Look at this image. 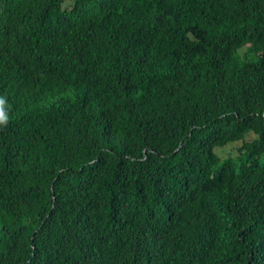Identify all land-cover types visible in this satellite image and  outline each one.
Listing matches in <instances>:
<instances>
[{"label": "trees", "instance_id": "16d2710c", "mask_svg": "<svg viewBox=\"0 0 264 264\" xmlns=\"http://www.w3.org/2000/svg\"><path fill=\"white\" fill-rule=\"evenodd\" d=\"M0 97V264H264V0H0Z\"/></svg>", "mask_w": 264, "mask_h": 264}, {"label": "clouds", "instance_id": "9594fccd", "mask_svg": "<svg viewBox=\"0 0 264 264\" xmlns=\"http://www.w3.org/2000/svg\"><path fill=\"white\" fill-rule=\"evenodd\" d=\"M7 101L0 97V126H7L9 122L8 110L6 108Z\"/></svg>", "mask_w": 264, "mask_h": 264}, {"label": "rangeland", "instance_id": "374dc122", "mask_svg": "<svg viewBox=\"0 0 264 264\" xmlns=\"http://www.w3.org/2000/svg\"><path fill=\"white\" fill-rule=\"evenodd\" d=\"M248 135L250 136L251 134H248ZM235 148H236V144H232V145L227 147V149H231V150H234ZM225 152H226V150H224L222 153L224 154Z\"/></svg>", "mask_w": 264, "mask_h": 264}]
</instances>
